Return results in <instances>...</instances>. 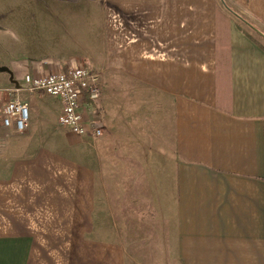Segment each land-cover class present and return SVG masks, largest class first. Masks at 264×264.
Wrapping results in <instances>:
<instances>
[{
  "label": "crops",
  "instance_id": "1",
  "mask_svg": "<svg viewBox=\"0 0 264 264\" xmlns=\"http://www.w3.org/2000/svg\"><path fill=\"white\" fill-rule=\"evenodd\" d=\"M0 20V264H264V39L247 24L264 34V0H0ZM82 67L101 74L80 109L99 138L61 127L60 99L14 93ZM16 97L23 134L1 122Z\"/></svg>",
  "mask_w": 264,
  "mask_h": 264
},
{
  "label": "built area",
  "instance_id": "2",
  "mask_svg": "<svg viewBox=\"0 0 264 264\" xmlns=\"http://www.w3.org/2000/svg\"><path fill=\"white\" fill-rule=\"evenodd\" d=\"M25 87L17 88L14 93L25 90L31 94L42 93L56 97L62 102V112L59 125L69 129L74 135L82 137L92 130V136L99 138L104 134L102 128L94 127L89 131L86 121L80 111L81 100L85 93L92 102H98L103 94L101 74L88 68H78L68 73L50 74L35 78L25 77ZM2 126L23 134L29 128L30 106L19 97L9 101L2 109ZM92 121L91 124H94Z\"/></svg>",
  "mask_w": 264,
  "mask_h": 264
},
{
  "label": "rangeland",
  "instance_id": "3",
  "mask_svg": "<svg viewBox=\"0 0 264 264\" xmlns=\"http://www.w3.org/2000/svg\"><path fill=\"white\" fill-rule=\"evenodd\" d=\"M10 24V23H9ZM11 25V24H10ZM1 26H2V24H1V20H0V28H1ZM11 26H13V25H11ZM14 27V26H13ZM5 31H3V30H1L0 29V40H1V42H0V50H1V47H2V44H3V41H2V39H1V36H3V39H5L4 37L6 36L5 35V33H4ZM10 33V34H9ZM8 34H9V40L10 41H12V43H15V40H16V38H15V36L14 35H12L13 33H11V32H8ZM12 141V140H11Z\"/></svg>",
  "mask_w": 264,
  "mask_h": 264
},
{
  "label": "water",
  "instance_id": "4",
  "mask_svg": "<svg viewBox=\"0 0 264 264\" xmlns=\"http://www.w3.org/2000/svg\"><path fill=\"white\" fill-rule=\"evenodd\" d=\"M248 25H249V27L251 28V29H253V31H255L259 36H261L263 39H264V34L261 32V31H259L257 28H255L254 26H252L251 24H249V23H247Z\"/></svg>",
  "mask_w": 264,
  "mask_h": 264
}]
</instances>
